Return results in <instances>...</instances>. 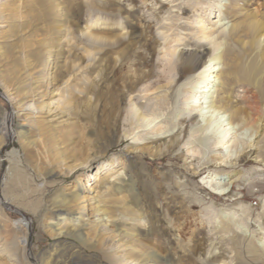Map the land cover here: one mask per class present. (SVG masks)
Listing matches in <instances>:
<instances>
[{"label":"rangeland","instance_id":"obj_1","mask_svg":"<svg viewBox=\"0 0 264 264\" xmlns=\"http://www.w3.org/2000/svg\"><path fill=\"white\" fill-rule=\"evenodd\" d=\"M0 2V259L10 257L12 264H124L102 249L99 229L81 228L84 220H76L78 213L62 204L74 200L84 183L102 185L108 178L99 198L125 197L128 202L102 207L111 228L131 234L145 252L159 254L155 260L135 254L134 263L260 264L250 261V247L264 253V55L249 50V38L243 36L236 48L239 65L224 85L220 79L213 83V89L224 86L231 96L220 115L234 120L238 110L240 118L250 119L232 129L242 140L243 148L235 152L243 149V161L223 168L217 167L210 146L220 125L204 121L203 129L190 131L179 87L184 91L191 80L178 73L179 50L170 61L163 55L177 46L164 44L166 36L193 31V21L210 7L219 14L218 0ZM222 3L233 8V0ZM240 4V19L248 13L264 22V0ZM223 18L228 34L233 18ZM224 38L219 51L226 46ZM259 38L264 45V31ZM52 53L53 69L35 82L38 78L30 73L40 74ZM47 82L52 93L47 97H54L43 109L50 114L49 132L41 135L21 126L20 113L30 102L41 106ZM166 84L171 85L155 90ZM14 107L16 134L10 137L1 121ZM132 107L150 118H132ZM159 126L166 137L157 136ZM179 134L183 143L194 135L193 156L184 148H169ZM133 135L146 143L134 144ZM251 143L255 152L246 157ZM216 170L228 177L223 180L228 195L206 183ZM131 242L119 238L112 255L121 254L117 246Z\"/></svg>","mask_w":264,"mask_h":264},{"label":"bare ground","instance_id":"obj_2","mask_svg":"<svg viewBox=\"0 0 264 264\" xmlns=\"http://www.w3.org/2000/svg\"><path fill=\"white\" fill-rule=\"evenodd\" d=\"M222 1H224V0H218L217 5H216L218 7L219 14H217V12H216L213 15L212 8L211 7L209 8V6H208V8H209L208 13H206L205 15H199V17L196 18V20L194 19L195 21H193V24H196V26H195V29L193 31H191V32L189 31V33H185L184 36L182 35L183 37L182 36H166V38H165L166 43H164V44L169 45V43H171V44L177 43V46L174 44L175 46L173 49H170L169 51H166L163 53L164 57H166V60L170 61L172 59V57H174V54L179 50V58H178L179 63L177 62L178 63V73L180 74L181 78L186 77V78H190V80H191V85L190 86L188 85L189 87L188 88L186 87L184 89V91L181 90V87H179L180 94L181 93L184 94V97L183 96L182 97H183L184 103L186 105V108L184 107L186 110V114L184 116L186 119L190 120L191 121L190 123L192 124L190 131L191 130L195 131L197 128L198 129L202 128L201 126H204L202 122H204V121H209V122L214 121V122H217L218 125H220V132L218 133L216 130L218 135L217 136L215 135V138L212 140L211 145H210L212 147L213 155L215 156V158L218 159V161L216 162L215 161L216 159L213 156V158L215 159L214 164L216 162L218 168H223V167L228 166V165H236L238 163H241L240 161H243L242 160L243 158L240 155V152H242L243 149L239 153L235 152V151H238L239 147H240V149L243 148L242 140H241L240 136L235 131H232V129L234 130V128L237 125L239 128H240V126L244 127V125L250 119L245 118V117H241L242 118V120H241L240 111H238V110H236L234 112L237 116V117H235L236 119H234V120L229 119L228 116L220 115L219 112H221V110L224 109V107L229 102L231 96L229 97V94L226 93L224 86L220 87L218 89H213L214 88L213 83L216 82L215 80L220 79V83L222 85H224L225 80H229L230 72L235 70V68L239 65L238 64L239 59H241L242 57L240 56V53H238L236 48L238 45L242 46V37L243 36H247L249 38L247 43L245 42L248 46H250L249 50L254 51L256 49L257 53L259 55H262V56L264 55V53H263L264 52V45L261 44V41L259 38L260 33L264 31V22L260 21L258 19H252V18L250 19V17H251L250 13H249L250 14L249 17H248V13H247V15L245 16L246 18L240 19V17L243 16L242 15L243 13L240 9L241 8L240 2L242 0H233V3H232L233 8H230V6H232L231 4L228 7L227 5L229 3L228 4L222 3ZM195 2L197 3L198 1H195ZM228 2H229V0H228ZM3 4H4V2H0V6H2ZM183 5L184 4H182V6ZM187 5H185V6L187 7ZM186 7H184V8H186ZM188 7H189V5H188ZM195 11H197V10H195ZM211 14H212V16H211ZM222 15L223 16L224 15L230 16L233 18V23L229 29L228 34L224 33L225 32L224 24H226V23L223 22L224 18ZM216 17H218V19L214 20V18H216ZM0 27H2V25ZM222 36H223V38L224 37L227 38V40L225 42L226 46L223 49V51H219V49L221 48V37ZM203 42H206L209 46H206L207 44L205 46H203L202 45ZM168 45H166V46H168ZM180 45H181V47H180ZM222 47H223V45H222ZM244 49L246 50L247 48H244ZM162 51H163V48H162ZM54 56L55 55L53 53L48 56V58L46 59V63L38 71L40 74L34 76L35 72L30 73V75H32V77L38 78V80H35V82L39 81L40 78L46 77L49 74V71H51L53 69L52 62H53ZM207 56H208V59H205V57H207ZM220 64H222V66H219ZM173 66L174 65H172V67ZM170 67H171V65H170ZM0 72H1V70H0ZM158 76H160V75H158ZM168 76H169V74H168ZM167 84L166 85H158L155 88V90L159 89L161 91L164 87H169L171 85L170 84L168 86ZM50 85H51L50 82H47L44 89L41 91V92H43V94L41 96H46L45 98L41 99V106H40V102L38 100L39 106H37V107H36V104L33 102L28 103L27 105H25V107H21V108H23L21 110V113H20V116L22 117V120H23V123L21 124V126L26 127V128H30V129L36 128V130H38V133H40L41 135H45L49 132V126H47L48 124L46 125V123H47V121H49L48 118H49L50 114L48 113L49 112L48 110H43V109L45 106L49 105L48 98L52 99L54 97V95H52L51 97H47V96L52 94L51 92L50 93L48 92V88L50 87ZM195 89H196V91H195ZM165 90L166 89H164V91ZM153 96H155V95H153ZM211 96H214V98H216V99L213 101V98H212V101H208L207 98H209ZM150 99H151V97H150ZM155 105H156V103H155ZM156 107L158 108V105ZM15 109H16V107H14L13 111H10V112L6 111L4 113V117L1 121L2 128L4 129L3 132L7 133L10 137H13L16 134V130L13 127V114L16 111ZM30 110H34V112H36V115L29 117L27 115V112H24V111H30ZM130 113L132 115V118L134 117L138 121H140L142 119L146 120L147 118H150V117H148L149 114L148 115H142L141 113H144V112L142 111L140 113L138 110V107H137V109H136V107L135 108L132 107L130 109ZM237 118H238V120H241V122L236 123L235 120H237ZM160 123H162V122H160ZM133 124H135V123H133ZM151 125H152V123H151ZM211 126H212V124H211ZM202 129H201V131H202ZM204 129H205V127H204ZM160 130H162V127L161 126L157 127V132L158 131L160 132ZM235 130H236V128H235ZM202 133H203V131L201 132V134ZM204 134L206 135V133H204ZM162 135H164L163 132H160L159 134H157V136L160 138L166 137V136H162ZM193 137H194V135H191V134L188 135V137H186L185 140L182 139V140H184V143H183L180 140L181 137L179 134L178 137L174 138L170 144L168 143L169 148L170 147H173V148L178 147L181 149L184 148V149H186V151L188 153L192 154V152L194 153V151H195V150H193V145H192ZM132 139H133L132 142L136 145H141V144L144 145L146 143L145 141H143L144 140L143 138L141 139V137H137L136 135H133ZM202 139H204V138H202ZM202 139H201V141H202ZM205 143H206V141H205ZM142 148L147 149V146H143ZM234 152L236 153V155L232 154ZM254 152H255V145H254V143H251V145L249 146V149L247 151V154L245 156L250 157ZM152 156H154V155L152 154ZM192 156H193V154H192ZM246 160H247V158L244 159V161H246ZM261 161H262V159H261ZM208 163H210V162H208ZM101 172L102 171L99 168L97 170V172L95 173L97 178H99V176L101 175ZM208 176H209L210 180L206 181V183L209 184L211 186V188L214 189V192H216L217 194H221V195H228L230 193V190H228L229 186L223 185V180L224 181L227 180L228 177L225 176L221 171L216 170L212 175H208ZM208 176H206V177H208ZM90 177L91 176L88 175V178H90ZM105 179L108 180V178H104V180ZM107 180H106V182H103L102 185H99L100 182H94L93 183V182H91V180H90V182L88 181V182L84 183L80 187V191L78 192V194L75 195L74 200L73 199L68 200V201L65 200L62 202V204L67 205L69 212L78 213L76 220H82V219L84 220V222H82L80 224L81 228H86L87 230L99 229L98 231L101 232V234L104 236V239H105V240H103L102 249H104L106 247L105 252L109 251L110 254L109 253H107V254H109L111 257L120 258V261L124 264H133L134 261L137 259L131 258V257L134 256L135 254H137V255H143L144 254V255H146V257L148 256L150 258V260H155L156 258H158V256H157V255H159L158 253L156 254V253L145 252L146 249H144L142 247L141 243H138V241L136 239L131 240V238H130L131 234H128L127 232H124L123 230L118 229V228H116V229L111 228V225L109 224L110 220L108 219V217L105 216L106 215L105 209H103L102 207L107 205V204H109V205L123 204V207H124V205H127L128 202L125 199V197L108 199V200H102L103 198L102 199L99 198L100 197V194L98 193V192H100L99 188L101 186L104 187L107 184ZM95 186H99L98 190L94 188ZM107 187H109V186H107ZM108 193H109V191H107L106 194H108ZM73 201H76V203L74 204ZM4 203H8V202H4ZM220 209H222V208H220ZM83 215H86L87 217L84 218ZM55 218H57V217L55 216ZM211 236H213V235H211ZM113 237L118 238V239H114ZM119 238L130 240L132 242L128 243V244H123V245L117 246V247H121L119 249L120 251H118L121 254H116L117 252L114 251L115 254L112 255L111 252H112V250H114V248H113L115 246L114 244H116V242H118ZM138 246H140L141 249L138 248ZM0 253H1V251H0ZM250 253H251V256H250L251 262L255 261V262H259L260 264H264V253L260 252V250L253 244L250 247ZM29 254L31 255L30 251H28V255ZM11 260H12V258H10V257H8L6 260L0 259V264H12ZM34 264H37V262H34ZM134 264H140V263H139V261H137Z\"/></svg>","mask_w":264,"mask_h":264}]
</instances>
